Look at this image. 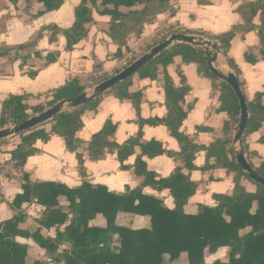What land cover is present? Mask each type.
Masks as SVG:
<instances>
[{"label":"crops","instance_id":"0c3cea01","mask_svg":"<svg viewBox=\"0 0 264 264\" xmlns=\"http://www.w3.org/2000/svg\"><path fill=\"white\" fill-rule=\"evenodd\" d=\"M247 1L255 0H167L165 9L152 21L144 23L139 33H129L125 43L120 44L110 35L112 17L100 12V0L96 5L93 0H87V6L92 10L91 21L85 23L87 35L72 48H67L64 31L74 25L81 0H65L59 9L50 12H44L43 3L37 0H0V50L4 52L0 56V114L2 102L10 95H24L27 104L37 105L49 99L55 88L73 79H79L85 87L86 79L93 74L111 77L119 73L124 69V62L130 65L154 48L147 49L146 46L154 45L166 29L171 34L179 29L193 36H201L200 32L218 35L229 31L243 22L238 8ZM122 10L128 11V8ZM260 23L258 14L253 30L237 33L231 41L229 56L240 69L239 78L246 97L253 100L257 93H261L264 104V57L258 35ZM246 53L252 55L255 61H248ZM214 64L221 72L232 70L222 53ZM166 69L176 87L189 88L182 102L187 116L180 131L198 147L194 169L186 168L179 155L181 144L163 121L168 116V108L164 69L160 66L156 77H143L139 73L131 77L128 90L137 95L136 98L121 100L109 90L100 96L96 107L84 110L83 125L76 133V151H70L64 138L55 133L48 140L37 139L33 144L34 152L22 167L24 174L31 181L61 182L71 188L79 187L84 181L103 184L117 193L141 188L143 193L156 196L168 207L174 208L175 199L169 188L158 189L146 184L145 177L136 174V160L142 156L148 170L155 173V180L169 177L179 166L196 184V191L184 205L187 213H197L200 204L217 205L215 195L231 193L235 186L234 173L226 168H206L216 163L214 157L208 158L207 148L225 137L223 128L229 119L228 113L220 109L221 92L210 78L199 74L196 63L184 62L181 55H176ZM107 121L116 127L110 139L119 146L125 145L141 131V143L156 140L166 152L149 157L137 144L134 152L123 162L116 148H107L105 156L99 160L91 159L89 144ZM39 127L51 132L52 122L50 120ZM236 131H233L232 138ZM21 143L20 135L4 139L0 144V159L10 156ZM246 145L245 154L249 162L255 167L264 164V123L245 136ZM229 147L237 150L233 140ZM78 155L82 157L81 164ZM244 183L248 191L256 190L253 182L245 180ZM22 191L21 184H6V198L0 203V222L15 216L16 210L11 203ZM60 202L67 204L63 196ZM44 210L45 207L35 201L24 203V220L19 228L30 233L40 230L44 237L55 238L56 227L46 228L39 223ZM91 224L105 227L106 219L99 214ZM117 224L137 229L149 227L150 219L148 216L120 213ZM16 240L28 246V263L42 260L41 254L47 252L32 237L19 235Z\"/></svg>","mask_w":264,"mask_h":264},{"label":"trees","instance_id":"16d2710c","mask_svg":"<svg viewBox=\"0 0 264 264\" xmlns=\"http://www.w3.org/2000/svg\"><path fill=\"white\" fill-rule=\"evenodd\" d=\"M43 3L44 12L59 9L65 0H37ZM98 0H93L97 3ZM167 0H100L103 14L112 17L110 35L120 44L125 43L129 33H139L143 24L152 21L155 16L166 8ZM128 8V11L122 8ZM238 11L243 22L235 25L229 31L218 35L200 32L199 35L215 42L216 46L227 57L228 63L239 78L240 69L229 56L232 39L238 32L247 33L253 30L255 17L260 15L258 35L261 44V55L264 57V0L247 1L242 3ZM92 10L87 6V0H81L76 9L74 25L64 31L67 48H72L86 37L85 23L91 21ZM185 34L187 31L175 30ZM157 41L153 47L162 43ZM149 46L147 49H151ZM24 47V46H20ZM187 43H174L160 53L149 64L139 69L143 77H156L158 69L163 67L166 80V95L168 116L163 120L170 133L181 144L179 155L183 158L186 168L194 169L193 161L198 147L189 141L187 135L180 131L181 124L187 116L182 102L189 88L176 87L166 67L176 55H181L184 62L196 63L201 76L210 78L214 87H218L221 94L220 109L226 111L229 119L224 124L223 139H218L208 149V158L214 157L216 163L234 173L235 186L231 193L216 194L218 204L209 206L200 204L195 214L187 213L184 205L196 191V184L190 181L188 175L176 167L167 178L155 180V173L148 170L142 156H138L135 172L145 177V183L158 189L169 188L175 199V207H168L164 201L156 196L143 193L141 188L117 193L109 190L103 184H93L84 181L79 187H68L55 181H31L24 174L22 193L14 198L11 206L16 210L13 218L0 222V264H46L42 260L27 262L28 246L16 240L17 236L32 237L35 242L48 253L57 251L60 244L67 243L70 249L63 252L64 264H176L184 254L188 264H204L206 257L217 253L221 248H228V260L216 259L211 264H264V185L254 182L242 166L236 161V151L229 147L232 133L238 129L241 107L239 99L232 86L217 77L208 65V59L213 51ZM4 54L0 50V56ZM248 61H255L252 55L246 53ZM132 77V76H131ZM124 80L113 87L116 97L121 100L136 98L128 90L129 81ZM109 76H104L106 80ZM244 91V90H243ZM85 92V87L79 79H73L55 88L50 98L37 105L25 102V96L10 95L2 102L0 114V128L17 124L41 113L59 101L75 97ZM139 96V95H138ZM261 93H257L253 100L248 99L249 121L246 136L259 129L264 123V104ZM100 96L87 104L64 110L52 122L51 132L39 126L19 134L22 143L12 151V157L18 166L23 167L27 157L34 152L33 144L37 139L48 140L52 133L62 136L70 151L77 150L76 133L82 127V114L86 108H94ZM136 107H139L136 104ZM115 125L107 121L102 130L93 135L89 144L90 157L99 160L105 156V150L118 149L119 159H124L134 152V146L141 145L142 152L149 157L166 152L162 144L156 140L141 143V131L135 138L125 145L119 146L110 137L115 131ZM247 151V145L245 146ZM229 154L231 157H229ZM80 164L83 163L78 155ZM252 167L264 176V164ZM123 167H125L123 165ZM245 180L253 182L256 190L246 189ZM65 197L67 204L62 205L60 197ZM37 202L45 207L39 223L46 228L56 227V237H44L40 230L33 233L22 230L19 224L24 220L22 205ZM120 213L148 216L149 227L132 228L117 224ZM102 215L106 219V226L93 225L91 222ZM64 226L63 229L61 227ZM247 230V231H246ZM246 231V232H242ZM117 236L118 246L113 248L109 240Z\"/></svg>","mask_w":264,"mask_h":264},{"label":"water","instance_id":"95a60500","mask_svg":"<svg viewBox=\"0 0 264 264\" xmlns=\"http://www.w3.org/2000/svg\"><path fill=\"white\" fill-rule=\"evenodd\" d=\"M177 42L187 43L201 48H209L213 51V56L208 59V65L217 77L223 79L232 86L239 99L241 107L240 123L233 137V142L237 146L236 161L242 166V168L248 173L249 177L254 182L264 185V176H262L252 167L245 154L244 141L249 121V107L246 95L233 69L224 73L216 68L214 62L217 60L219 54H221L222 52L216 46L214 41L204 38L202 36L186 35L182 33L171 34L162 43L152 48L148 53L132 62L119 73L102 81L94 88L87 90L75 97L59 101L53 106L46 109L45 111L38 113L25 121L19 122L12 126L0 128V141L27 132L33 128L45 124L64 110L76 108L87 104L89 101L101 96L103 93L112 90L113 87L119 84L120 82H123L124 80L133 76L139 69L149 64L160 53L164 52L167 48Z\"/></svg>","mask_w":264,"mask_h":264},{"label":"built area","instance_id":"2783aa9c","mask_svg":"<svg viewBox=\"0 0 264 264\" xmlns=\"http://www.w3.org/2000/svg\"><path fill=\"white\" fill-rule=\"evenodd\" d=\"M166 37L170 36L171 33L165 32ZM124 68L129 64L124 62ZM104 75L100 73L93 74L85 81V91L94 88L96 85L104 81ZM8 182H13L23 185L24 172L21 167L18 166L17 160H15L12 155L0 159V203H2L6 198V184Z\"/></svg>","mask_w":264,"mask_h":264},{"label":"rangeland","instance_id":"374dc122","mask_svg":"<svg viewBox=\"0 0 264 264\" xmlns=\"http://www.w3.org/2000/svg\"><path fill=\"white\" fill-rule=\"evenodd\" d=\"M170 30L166 29L162 32L161 34V38H157L158 40L157 41H160V40H164L166 38V35L164 34L165 32H168ZM156 41V42H157ZM154 42V43H156ZM153 43H151L150 45H147V47L149 46H152ZM13 124L11 125H8V126H12ZM7 127V126H6ZM2 141H0V144H2ZM134 216V215H132ZM243 233L246 232V231H242ZM109 245L112 246L113 248L117 247L118 246V242H117V237H113L111 240H109ZM67 249H70V246L69 244L67 243H62L60 244V246L58 247L57 251H53V252H46V253H43L41 254L42 256V261L45 262L46 264H64L63 261H58L56 260L57 259H60V260H63V252ZM216 259H221L223 261H227L228 260V248H225V249H220L216 254L214 255H208L206 257V260H205V263L204 264H211L212 262H214ZM32 261V258L29 257V262ZM176 264H188L187 263V259H186V256L183 254L180 261H178Z\"/></svg>","mask_w":264,"mask_h":264}]
</instances>
